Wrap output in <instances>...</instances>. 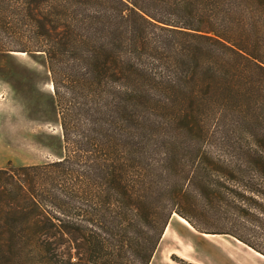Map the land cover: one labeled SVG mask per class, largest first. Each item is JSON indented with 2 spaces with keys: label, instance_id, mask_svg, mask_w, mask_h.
<instances>
[{
  "label": "trees",
  "instance_id": "1",
  "mask_svg": "<svg viewBox=\"0 0 264 264\" xmlns=\"http://www.w3.org/2000/svg\"><path fill=\"white\" fill-rule=\"evenodd\" d=\"M0 33L65 144L0 189L15 264H150L175 213L264 255V0H0Z\"/></svg>",
  "mask_w": 264,
  "mask_h": 264
},
{
  "label": "rangeland",
  "instance_id": "2",
  "mask_svg": "<svg viewBox=\"0 0 264 264\" xmlns=\"http://www.w3.org/2000/svg\"><path fill=\"white\" fill-rule=\"evenodd\" d=\"M12 34L4 36L0 33V39L3 42H15V33ZM58 78L61 80L62 76L58 75ZM235 129L230 127V130ZM8 153L15 154V163L4 167L10 169V172L0 174V189H4L8 198H15V167L56 161L65 153L60 114L54 105L52 74L44 54L0 52V158ZM0 208L8 214L15 211L13 204L9 207L0 205ZM180 216L177 213L172 215L168 223L171 228L165 239L159 242L153 264H197L176 254H172L171 260H168V247L174 243L177 249L186 247L180 235L186 236V242H191L188 250L196 260L207 264H222L221 259L225 260L226 255L217 248L216 239L223 236L230 240L237 238L222 233H209L219 235L215 238L204 237L206 232L191 223L190 229L180 221ZM206 226L219 228L217 223ZM175 232L180 233L179 238ZM23 263L28 264L25 259ZM0 264H15V249L6 248L0 243Z\"/></svg>",
  "mask_w": 264,
  "mask_h": 264
},
{
  "label": "crops",
  "instance_id": "3",
  "mask_svg": "<svg viewBox=\"0 0 264 264\" xmlns=\"http://www.w3.org/2000/svg\"><path fill=\"white\" fill-rule=\"evenodd\" d=\"M11 152H13V151H11ZM9 163H11V164L15 163V154L8 153L3 158H0V168H4ZM181 218H183V217H181ZM183 219H185V218H183ZM185 220H187V219H185ZM180 221H181V219H180ZM186 226L189 227L190 229H192V225L191 226L186 225ZM170 228H171L170 225H168L166 227L165 232L163 234V237H162L160 243L165 239V237L167 236V233L170 230ZM174 234L177 236V238H179L180 233L175 232ZM207 234H209V233H204V237ZM211 235H215V234H211ZM218 236L219 235H215L214 238L218 237ZM180 237H182V239H183L182 241L184 243H186L185 244L186 247H184V248L182 247V250L181 249H177V248H175L177 246V244H175V243L172 246L168 247V249H167V258H168V260H171L170 256L172 255V254L169 255V250L170 249H175V250L178 251V253H173V254H176V255H178V256H180V257H182L184 259H187V260H189V261H191L193 263L207 264V263H205V262H203L201 260L198 261V259L196 260L194 257H192L190 255V253H189V250H188V247L191 246V242L190 241L186 242V240H185L186 236H184V235H180ZM223 237L219 238L220 241H219V239H216L217 248L219 250H221L222 252H224V254L226 255V259L225 260L221 259L222 264H264V255L261 254L260 252L256 251L255 249L251 248L250 246H248L247 244L243 243L242 241H240L238 239L230 240L228 238H224L223 239ZM220 242H221V246L219 244ZM158 248H159V246H158ZM158 248H157V251H156V253L154 255L155 257L157 255ZM181 252H185L186 256L185 257L182 256V254H180ZM155 257H153V259H152L150 264H153ZM228 261H230V262H228Z\"/></svg>",
  "mask_w": 264,
  "mask_h": 264
},
{
  "label": "bare ground",
  "instance_id": "4",
  "mask_svg": "<svg viewBox=\"0 0 264 264\" xmlns=\"http://www.w3.org/2000/svg\"><path fill=\"white\" fill-rule=\"evenodd\" d=\"M180 219H181V222H183L184 224H186V225H188V226H191V224H190V222H188L187 220H185V219H183V218H181L180 217ZM214 237L215 235H211V234H207V235H205V237ZM218 239V238H217ZM224 239V238H223ZM219 241H220V239H219ZM223 243V242H222ZM220 244V246H221V242L219 243ZM173 253H178V251L177 250H175V249H170L169 250V255H171V254H173ZM180 254H182V256H186V253L185 252H181Z\"/></svg>",
  "mask_w": 264,
  "mask_h": 264
}]
</instances>
